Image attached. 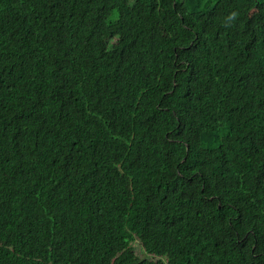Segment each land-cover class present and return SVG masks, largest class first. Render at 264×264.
Masks as SVG:
<instances>
[{"label":"trees","instance_id":"obj_1","mask_svg":"<svg viewBox=\"0 0 264 264\" xmlns=\"http://www.w3.org/2000/svg\"><path fill=\"white\" fill-rule=\"evenodd\" d=\"M0 264H264V0H0Z\"/></svg>","mask_w":264,"mask_h":264},{"label":"rangeland","instance_id":"obj_2","mask_svg":"<svg viewBox=\"0 0 264 264\" xmlns=\"http://www.w3.org/2000/svg\"><path fill=\"white\" fill-rule=\"evenodd\" d=\"M138 253V252H137ZM139 255L141 254L140 252L138 253Z\"/></svg>","mask_w":264,"mask_h":264}]
</instances>
